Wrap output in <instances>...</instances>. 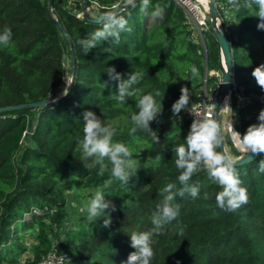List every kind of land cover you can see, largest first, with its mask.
Masks as SVG:
<instances>
[{
    "label": "trees",
    "instance_id": "obj_1",
    "mask_svg": "<svg viewBox=\"0 0 264 264\" xmlns=\"http://www.w3.org/2000/svg\"><path fill=\"white\" fill-rule=\"evenodd\" d=\"M91 2L98 4L89 11L92 18L118 10L131 31L86 53L81 41L101 25L87 20L79 1L81 17L63 0H0V33L5 27L12 31L10 45L0 46V108L54 100L44 107L0 114V264H19L27 252L22 233L35 227V264L53 249L71 254L66 264H126L135 251L130 235L152 229L151 216L164 199L162 189L168 183L176 185L174 192L184 187L175 160L176 148L185 145L192 124L185 113L214 87L217 79L209 73L221 65L212 31L207 28L202 43L196 41L195 28L172 0H150L148 14L140 12V0L136 8L124 9H118L124 0H87L88 6ZM214 2L230 44L236 91L251 97L239 105L231 96L236 129L244 134L264 109V89L252 76L264 65V30L257 29L254 10L236 12L228 0ZM157 5L162 17L151 16ZM66 59L71 85L66 83ZM192 66L199 70L198 77L191 76ZM112 67L123 80L133 71L143 73L135 86L143 94L161 93L155 97L162 103L159 122L150 124L159 143L149 131L130 134L136 98L125 103L114 98L118 81L108 75ZM182 87L188 88L189 106L174 116L171 106ZM85 111L115 127L113 142L132 151L137 170L127 185L111 176L107 160L102 169L95 158H83L79 141ZM224 146L235 158L246 155L225 136ZM262 159L264 153L236 165L249 200L235 212L217 206L215 195L221 189L206 170L198 169L188 183L198 185L200 194L195 199L187 191L175 196L172 204L179 205V215L152 237L151 264H264V173L258 171ZM75 187L87 190L89 199L101 190L115 205V211L105 210L109 227H103V213L96 221H89L87 213L70 215L64 194ZM49 235L58 238L56 244Z\"/></svg>",
    "mask_w": 264,
    "mask_h": 264
},
{
    "label": "clouds",
    "instance_id": "obj_2",
    "mask_svg": "<svg viewBox=\"0 0 264 264\" xmlns=\"http://www.w3.org/2000/svg\"><path fill=\"white\" fill-rule=\"evenodd\" d=\"M207 6V0H203ZM236 12L241 8L255 11V17L258 18L257 29L264 30V0H228ZM125 6L136 8V0H124ZM150 0H140V12L148 14ZM152 17H162L163 9L157 5L151 12ZM97 23L101 25L91 36L81 41V45L86 53L89 50L97 48L103 41L111 38L113 42H118L120 34L124 31H131L128 27V20L120 14L118 10H109L95 17ZM12 41V31L5 27L0 33V46L8 47ZM105 48V51H108ZM228 69H226L227 71ZM191 76H199L197 67H191ZM108 75L111 79L118 81L116 96L119 103H125L130 98H136V108L138 111L130 117L134 125L130 129V134H135L138 130L149 131L152 134L153 142L159 143V137L150 128V124L158 121L162 113V103L158 104L155 97L161 95L159 91L143 94L142 89L135 87L140 84L143 73L133 71L128 79H121V74L116 72L115 68H110ZM257 85L264 89V65H260L252 72ZM71 85L73 82H67ZM179 98L172 104L171 111L174 116H179L182 110L189 106L190 95L187 87L181 88ZM67 87L63 95H67ZM231 109L228 104L221 109ZM83 138L79 141L83 158H95L96 162L103 169L106 167L104 161L107 160L111 165V176L127 185L132 176L135 175L137 168L136 161L133 159V153L124 143L113 142L116 136V128L104 123L94 112L85 111L83 114ZM231 129V138L237 144V147L244 153L259 154L264 153V109L260 110L257 122L249 125L244 134L234 130L233 121L229 123ZM224 142L219 124L211 119L193 120L189 132L185 137V145L176 148L175 165L180 170L178 181L184 187L179 192H174L176 185L168 183L162 189L164 197L161 205L153 212L151 216L152 229L145 232H133L130 235V246L135 249L127 258L126 264H151L154 257L152 248V237L159 235L163 226L179 215V205H173L172 201L176 195L183 196L184 192L190 193L192 198H197L200 194L198 185L189 186V180L198 169L206 170L208 178L221 189L215 195L217 206L226 212H235L242 205L247 204L249 197L247 189L242 185L239 174L236 171L237 158L230 155L226 150L221 149ZM258 171L264 173V159L258 163ZM108 181L107 184H110ZM106 184V186H107ZM205 198L208 194L205 193ZM112 208L115 211V205L105 199L101 190H97L94 196L86 205L80 208V212L87 213L89 221H96L101 218V214H106L105 210ZM103 227H109L111 220L106 214Z\"/></svg>",
    "mask_w": 264,
    "mask_h": 264
},
{
    "label": "built area",
    "instance_id": "obj_3",
    "mask_svg": "<svg viewBox=\"0 0 264 264\" xmlns=\"http://www.w3.org/2000/svg\"><path fill=\"white\" fill-rule=\"evenodd\" d=\"M63 1H65L70 8L74 9V12L77 14V17L82 16L83 14L82 11L81 12L78 11L76 7V3L78 1L80 3V0H63ZM172 1L183 9L185 14L189 18L190 22L192 23L193 27H195L197 31H199V34L201 35L202 28L204 27L207 28V24H208L207 6H205L203 0H172ZM91 4L92 6H88V11H90V9L98 7V4L96 2H91ZM211 73L217 79L214 87L209 92L204 91L201 101L190 107L185 113V117L191 123L193 122L194 119L215 120L216 118L217 105L221 99L222 82L219 71L211 72ZM232 94H234L237 103L239 105L247 104L251 101L250 96H245L236 91V84L233 80L231 95L223 99L220 112L228 110L227 107L223 110L221 109L225 106V104L228 105L230 104L229 98H231ZM228 130L231 132L229 125H228ZM234 130L237 131L236 127H234ZM70 260H71V254L69 252L67 251L58 252L55 249H53L49 253H47L38 264H66Z\"/></svg>",
    "mask_w": 264,
    "mask_h": 264
},
{
    "label": "water",
    "instance_id": "obj_4",
    "mask_svg": "<svg viewBox=\"0 0 264 264\" xmlns=\"http://www.w3.org/2000/svg\"><path fill=\"white\" fill-rule=\"evenodd\" d=\"M49 1V0H48ZM80 5L82 8V11L87 18L88 21H92L94 23H97L95 18H92L88 12V4L87 0H80ZM128 6H121L118 9H124ZM207 19H208V24L209 28L212 31L213 36L215 37L218 46H219V51H220V58H221V65H220V76H221V99L217 105V110H216V118L214 121H216L219 124V114H220V108L223 99L226 97H229L231 95L232 91V82H233V63H232V57H231V50H230V44L227 35L221 30L219 23H218V12L216 9V5L214 0H207ZM56 27L58 30H60L63 35L65 36L64 30L60 23L55 20L54 21ZM226 69H228L226 71ZM69 89V86L67 87ZM54 100L52 101H40L36 103H26V104H21V105H14V106H8V107H1L0 108V114L4 112H12V111H17V110H22V109H29V108H38V107H44L46 105H49L53 103ZM225 150L224 142L223 146L219 151ZM262 153L259 154H253V153H246L244 157L238 158V162L236 165H242L245 164L258 156H260Z\"/></svg>",
    "mask_w": 264,
    "mask_h": 264
},
{
    "label": "rangeland",
    "instance_id": "obj_5",
    "mask_svg": "<svg viewBox=\"0 0 264 264\" xmlns=\"http://www.w3.org/2000/svg\"><path fill=\"white\" fill-rule=\"evenodd\" d=\"M227 15L229 16V13H227ZM218 23H219V26H220L221 30L226 34V30L224 29L222 20L219 18V16H218ZM207 28H209V24H207ZM207 28L206 27L202 28L201 32L206 31ZM194 34H195V37H196V41H199L200 43H202V36L199 34V31H197L196 28H195ZM65 67L67 69V79L66 80L68 82L69 79H70L69 78V68L70 67H69V62H68L67 59H66V62H65ZM210 75L214 76L211 72L209 73V76ZM229 100H230L229 106H230L231 109H228L226 111L220 112V116H219V126H220V128H221V123L227 118L232 120L233 121V127H236V116H235V112L232 110L231 98H229ZM223 106H224V103H223ZM221 131H222V134L225 137L230 139L231 143L233 144V146L238 151H240L241 153H244V152H242L240 150L239 147H237V144L232 140L231 132L228 130V126L224 130H221ZM87 194H88L87 190H83L81 188L79 189V188H76V187L73 190H71V191H69V192L64 194L65 200H66V202L68 204L67 206L69 208L70 215H72V214L74 215L76 213H80V214L82 213V212H80V208L83 207L84 205H86L87 202L90 200L87 197ZM84 213H86V212H84ZM37 232H38L37 228L35 227V228H31L27 232L22 233V234H24L23 236L25 237L24 240H25V244L27 245V252L21 257L19 264H35V256H34L35 253H34V249L33 248H34L35 245L38 244V242H37V240L35 238V236L37 235ZM62 237H64V236L62 235ZM49 238H50V240L52 241L53 244L57 243L58 238L56 239V237H54V235H49ZM42 256H44V255H42Z\"/></svg>",
    "mask_w": 264,
    "mask_h": 264
},
{
    "label": "crops",
    "instance_id": "obj_6",
    "mask_svg": "<svg viewBox=\"0 0 264 264\" xmlns=\"http://www.w3.org/2000/svg\"><path fill=\"white\" fill-rule=\"evenodd\" d=\"M220 116V115H219ZM235 116H236V126H237V124H238V116L235 114ZM232 121V120H231ZM229 123H230V119L229 118H227V119H225L222 123H221V130H224L228 125H229Z\"/></svg>",
    "mask_w": 264,
    "mask_h": 264
}]
</instances>
